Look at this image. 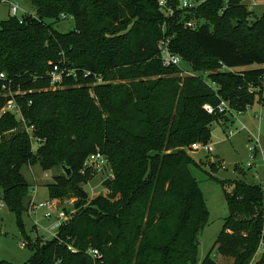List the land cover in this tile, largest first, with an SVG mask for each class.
<instances>
[{"label":"trees","instance_id":"trees-1","mask_svg":"<svg viewBox=\"0 0 264 264\" xmlns=\"http://www.w3.org/2000/svg\"><path fill=\"white\" fill-rule=\"evenodd\" d=\"M30 1L35 15L0 21V72L11 86L26 90L16 102L33 127L29 132L14 113L3 111L12 97L0 79L2 199L28 240L23 214L33 202L22 167L38 163L44 170H62L48 185L52 199L77 196L75 206L86 207L53 239L29 244L34 253L26 264H97L89 248L98 249L105 264H198L209 210L191 170L201 167L191 145L208 144L219 119L232 121L218 110L221 101L242 113L256 97L264 102L263 67L229 70L264 64V12L250 22L243 0H203L184 9L179 0H168L173 15L160 9L159 0ZM62 14L74 19L68 32L54 26ZM201 18L206 22L196 29L184 26ZM164 35L171 38V49L194 72H207L210 81L184 75L181 66H164L158 48ZM62 60L106 82L81 73L55 88L48 72ZM32 137L38 140L36 152ZM98 150L114 177L105 179L106 193L89 201L81 184L95 172L82 169ZM62 165L71 169L69 176ZM211 167L214 171L217 162ZM220 183L229 214L199 264H219L215 250L232 257L233 264H264V187L244 180Z\"/></svg>","mask_w":264,"mask_h":264},{"label":"rangeland","instance_id":"rangeland-1","mask_svg":"<svg viewBox=\"0 0 264 264\" xmlns=\"http://www.w3.org/2000/svg\"><path fill=\"white\" fill-rule=\"evenodd\" d=\"M22 3L35 15V8L30 0H23ZM243 3L249 12L248 20L250 22L255 21L264 12V0H243ZM6 12L4 7H0L2 19H6ZM197 21L200 24L206 22L202 18ZM54 26L61 32H68L74 28L75 22L73 17L68 16L62 18ZM181 67L184 68V75L197 74L210 81L207 72H194L191 64L185 60L182 61ZM262 67L264 68V64L253 63L229 70L242 71ZM83 83L85 82H81V84ZM86 83L94 85L92 82ZM2 87L5 94L14 97L15 100L18 96H23L26 93V90L21 89L18 85L5 87L3 84ZM258 91H261V89H258ZM230 128H237L238 131L233 135H229ZM251 138H259L260 146L254 161L255 167L248 168L247 163L251 161V156L254 153L249 150ZM32 142L33 150L36 152L39 146L38 140L32 137ZM209 144L213 145L214 149L212 151L201 148L191 152V155L201 164V167L192 166L191 170L199 182L209 210V221L200 235L197 254L199 263L212 250L229 214L225 191L220 181L244 180L250 183L264 184L262 171L260 170L262 157L264 156V102L258 101V97H256L254 105L249 107L246 112L239 114L238 111L233 109L232 121H227V125L215 122ZM212 162H217V168L214 171L211 167ZM237 167H240L241 170H238ZM257 170H260L258 177L255 175ZM92 171L95 172L94 176L86 183L81 184V187L89 194V201L102 193H106L104 181L109 172L107 169L101 171L93 169ZM59 172H62L60 167L44 170L38 163L22 167V173L30 184V196L32 204H34L30 205L28 211L23 214L24 228L28 240H26L24 233L18 226L16 215L4 204L0 187V260L12 264H26L34 253L33 247L29 244H32L35 240L43 243L55 237L54 233H57L58 229L52 230L51 226L55 221L56 210H53V206L41 207L40 204L51 200L48 185L54 183L55 176ZM210 173L215 178H212ZM78 200L77 196L59 197L56 200L57 207L58 209H65L68 213L73 211L78 213L86 207L77 208L75 203ZM51 209L53 210L52 218L46 219V213ZM258 253L257 257L262 252ZM212 256L219 264H233L234 261L232 257L222 256L216 250L212 252Z\"/></svg>","mask_w":264,"mask_h":264},{"label":"built area","instance_id":"built-area-1","mask_svg":"<svg viewBox=\"0 0 264 264\" xmlns=\"http://www.w3.org/2000/svg\"><path fill=\"white\" fill-rule=\"evenodd\" d=\"M179 1H180L179 7L182 9L196 7L197 5H199L202 2V0H179ZM22 2H23V0H0V7H4L7 11L6 12L7 13L6 18L16 17V18L20 19V21L22 22L24 19L23 18L24 16L30 15V14L34 15L33 13L30 12V10H28V8H26L24 6V4ZM159 7L162 11H164L168 15L174 14V9L171 7V5H169L168 0H159ZM68 16L72 17V15H67V14L61 15L62 18H66ZM2 20L3 19L0 16V21H2ZM200 25L201 24L198 23V21L194 20V19L187 20L184 22V26L191 28V29H196ZM163 32L165 33V26H163ZM158 48L160 51V58H161L164 66H166V67H169L172 65L181 66L183 59H182L181 55L175 53L171 49V38L169 36L164 35L158 41ZM81 73H83L85 77L95 76L97 78V81H96L97 83H105L106 82L102 77L96 75L92 71L79 69L77 67H70L63 60L60 61L59 63L52 64V68L48 72V75H49V78L51 80L53 87L56 88V87L61 86V84L65 78H67V77L77 78L78 75ZM0 79L4 82L5 87H11L12 80H9L4 72H0ZM204 108L209 113H214L216 110L215 107L210 103H206L204 105ZM218 110L220 112H226V113L230 114L231 116L233 113V109L229 106L228 102L224 101V100L221 101V103L218 105ZM3 111H8V112L14 113L17 116V118H19V120L22 122L23 126L29 132H32L33 127H28L26 125V121H25V119L22 115V112H21V107L16 102L14 97H12V99H10L7 102ZM238 113L240 114L242 112H238ZM217 122L221 123L222 125H227V122L224 119H219ZM243 127L245 128L244 125H243ZM236 131H238L237 128L236 129L230 128L229 135H233ZM250 141H251V143L249 145V150L254 152V153L251 156V161L247 163V166H248V168H253V167H255L254 161L256 158V153L258 151V147L260 146V140H259V138H251ZM191 146H192V149L196 150V151L201 149V148H204L207 151H212L214 149L213 145H211L209 143L205 144L202 142H195ZM88 169H90L91 171L93 169L100 170V171L107 169V170H109V172H108V176L106 179L114 177L113 171L110 167L107 156L102 151H99V150L92 153L91 155H89V157L85 160V162L83 164L82 172L84 173ZM260 170L262 171V179L264 180V156L262 157V163H261ZM260 170H257L255 172V175L257 177L260 175L259 174ZM92 173H94V172L92 171ZM261 185L264 187V184H261ZM57 199L58 198H53V199L51 198L50 201H46V202L40 204L41 207L53 206L54 207L53 210H56L55 221L51 226L52 230L59 229V227L63 223H65L69 219H71V217L76 213L75 211L68 213L63 208L58 209L57 202H56ZM32 205H34V204H32ZM53 210L51 209L50 211H48L46 213V216H45L46 219L52 218ZM56 234L57 233H54L55 236H56ZM262 249H263V245L261 244V246L259 248V252H262ZM88 254L92 257V259L95 262H97V264H105L104 259H103V254L98 249L89 248Z\"/></svg>","mask_w":264,"mask_h":264},{"label":"water","instance_id":"water-1","mask_svg":"<svg viewBox=\"0 0 264 264\" xmlns=\"http://www.w3.org/2000/svg\"><path fill=\"white\" fill-rule=\"evenodd\" d=\"M62 169L65 171L66 175L69 176L71 174V169L67 167L66 165H62ZM81 192L85 199L89 197V194L87 191H85L83 188H81Z\"/></svg>","mask_w":264,"mask_h":264}]
</instances>
